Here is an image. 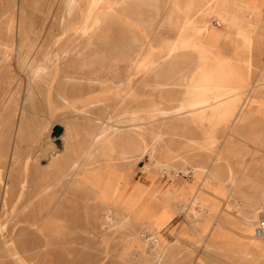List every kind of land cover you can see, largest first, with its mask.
Returning <instances> with one entry per match:
<instances>
[{
    "label": "rangeland",
    "instance_id": "rangeland-1",
    "mask_svg": "<svg viewBox=\"0 0 264 264\" xmlns=\"http://www.w3.org/2000/svg\"><path fill=\"white\" fill-rule=\"evenodd\" d=\"M67 1L0 0V55L2 42L12 46L14 40L10 49L12 61L7 67L0 65V156L6 180L12 176L17 183L16 191L6 198L0 189V236L4 247L0 264H21L15 260V247L29 264H264V252L241 245L244 239L233 227L234 223L241 224L240 217L245 209L240 205L242 198L235 191H247L249 184L237 183L241 187H233L234 183L228 176L224 185L219 186L217 182L208 181V178L203 180V172H198L200 175L196 179L190 170L185 174L183 172L186 166L197 164L198 160L200 165H205V153L211 148L202 145L208 137L206 133L196 134L194 142L185 139L172 143L166 141L163 150L160 148V138L154 139L147 133L143 142L149 144L152 154H146L143 158L126 159L117 148L110 146L94 155L98 159L96 162L84 163L81 155L85 149L64 150L62 144L57 151H51L44 162L39 161L43 147H50L54 143L51 135L67 138L60 124L50 129L51 121L46 117L47 92L50 93L51 113L55 121L81 119L86 112L91 118H101L102 122L98 123L100 129L110 130L115 122L126 120L133 111L145 112L151 107L150 97L158 93L153 92L147 81L155 65L167 57L176 44L181 47L194 37H203L208 31L220 28L226 33L221 45L211 44L209 51H202V59L197 58L200 51L191 43L181 49L180 58L184 59H179L183 64L180 74H192L194 81L197 78L212 85V90H207L208 103L204 109H209L210 104L219 99L229 97L235 100L231 113L220 112L210 121L206 119L196 124L200 130L207 125L215 126L216 144L212 148L217 155L216 162L221 161L226 169H233L241 179L244 173L248 174L249 181L258 177L264 179V128L259 131L263 119L254 113L256 105L262 107L264 113V100L260 98L264 95V24L259 23L254 34V65L250 78H247L242 59L236 56L232 41L228 38V26L209 5L212 0H201L196 6H190L189 0H171L168 12L174 15V21L157 39L147 35L142 42L143 47L132 52L131 63L123 66L128 68L125 73L126 79H129L126 88L112 91L103 103L75 110L70 103H78L86 92L81 89L72 91L74 85L65 80L66 74H74V68L63 65L61 75L53 78L49 71L51 62L43 58L50 43L53 51H59L63 45L74 50L75 46L77 49L73 57L76 53L81 57L82 52L90 51L89 48L82 49L86 43L81 36H76L78 40L70 37L74 30L81 35L84 28L80 21H76L78 5L69 8ZM222 1L228 4L229 0ZM244 1L262 9L264 15V0ZM178 3L188 5V9L180 8ZM88 4L89 0H85L84 11ZM239 6L230 4L234 9ZM223 7L220 6V13H223ZM188 13L193 16L191 24L187 23ZM214 20H220L223 26L216 28ZM87 25L91 26L90 22ZM228 61L233 63L244 81L238 74H232L226 65ZM37 64H44L48 70L42 75L44 78H39L33 85L30 74ZM117 94L127 97L126 100H114ZM238 111L240 117L236 119ZM243 114L246 117L242 118ZM144 126L151 129L154 123L145 121ZM170 129V125L157 128L160 132ZM193 134L191 132L189 136L195 137ZM192 151L196 153L195 162L188 160V154ZM105 158L112 161L115 167H126L124 174H129L131 185L147 184L146 191L132 198L127 195L113 196L110 202L115 201V204L111 207L109 220H106L107 207L100 202L109 197L114 187V172L107 174L103 170L102 176L94 179L96 183L103 184L98 197L97 190L90 187L86 179V174L96 170ZM196 180L197 185L205 184L199 190L204 197L196 207L199 209L191 206L190 193L183 187L185 184L194 185ZM23 181L29 190L21 194ZM43 188L47 189L46 194L33 202V194ZM54 189H60L61 198L53 194ZM164 191L166 196L162 197ZM156 194L163 198L170 210L164 218L161 217L163 212H160L152 219L142 209L146 204L158 203ZM26 211L43 217L38 223L42 224L39 231L43 234L34 237L28 251L21 249L24 246L21 232L30 224L24 218ZM38 220L34 218L31 222ZM194 221L197 226H194ZM154 237L158 240H154ZM247 251L249 258L244 255ZM160 255L163 259L158 262Z\"/></svg>",
    "mask_w": 264,
    "mask_h": 264
},
{
    "label": "bare ground",
    "instance_id": "bare-ground-1",
    "mask_svg": "<svg viewBox=\"0 0 264 264\" xmlns=\"http://www.w3.org/2000/svg\"><path fill=\"white\" fill-rule=\"evenodd\" d=\"M138 1H141V0H89L90 10L85 13V18H86V20H88L90 18V15L92 14L91 9L96 4L112 3V4H116V5H118V4H126L127 5L129 3L138 2ZM170 1L171 0H162L163 3H170ZM67 2H68L69 8L73 7L74 5L85 4V0H68ZM200 3H201V0H189V2H188V4L190 6L191 5L196 6ZM227 3L228 4H226L222 0H212L209 3V5L212 6L213 10L221 17V19L228 26L227 27L228 38L232 41V44H233L234 49L236 51L235 53L237 54L236 56L239 57V59H242V68L245 70L246 77L250 78V75L252 74V67L254 65V56H253V48L255 47V44H254V38H255L254 36L255 35L254 34L256 32V28L259 25V23L262 25L264 24L263 10L259 9V7H256V6L254 7V6L248 5L247 3H245L244 0H229V1H227ZM230 4H232V5L240 4V6L238 9H234V8L230 7ZM220 6H224L223 7L224 8L223 13H220ZM163 9H164V7H163ZM74 10H75V8H74ZM159 11H160V15H161V10H159ZM70 12H71V10H70ZM72 13H73V11H72ZM70 16H73V14ZM192 17L193 16L190 13H188L187 23L189 22L191 24V22L193 21ZM63 18H65V17H63ZM70 18H72V17H70ZM104 19H106V18L104 17ZM66 20H67V18H66ZM157 21L159 22V20H157ZM217 22H219V25L221 26V22L220 21H217ZM214 26L216 28H219L218 26L215 25V23H214ZM151 27H153V26H151ZM155 27H153V28L155 29ZM130 29H132V28H130ZM145 29H146V27H145ZM147 29H148V27H147ZM214 31L216 32L217 38H219L222 35L224 30L219 28L218 30H214ZM214 31H212V32L208 31L206 33V35H204L203 37H194V39L187 42L186 44H184L181 47H177V46L173 47L171 53H169V55H167V57L165 59H163L161 62H159L155 65V67L153 68V70L151 72L150 79H148V81L153 79L156 75H159L161 68L169 67L172 63L174 64L176 62V58L181 57V55H182L181 49H183L187 45L190 46L189 43L193 44L194 48L196 50L200 51L199 56H197V58L202 59V51H209L211 49L210 48L211 45L209 43V38L211 37V35ZM76 36H80V33L78 32V30H74L72 32V34L70 35V37L72 39H75ZM180 36H181V34L178 35V37H180ZM90 43H91V41H90ZM13 45H14V40H12V46L6 45L5 43L2 42V44H1V55H0V65H4L7 67V64H9L10 60L12 61L10 49L13 48ZM52 48H53L52 43H50L47 46V50H46L43 58H47V60L49 62H51V67L49 68L50 69L49 71H51V75L53 78L59 77V75H61L60 73L63 69V65H65L66 67H69V68L70 67L75 68V63H73V65L70 64L71 62L75 61L74 57H73L74 52H75L74 50L77 49V48H75V46H74V50H73V48H71L68 45H65V46L63 45L59 49V51H53ZM124 50H126V49H124ZM203 60H205V59H203ZM23 61H24V59H23ZM197 61H198V59H197ZM192 64H193V62H192ZM226 65L230 69V71H232V74H238L242 78V75L240 73H238V71L233 66V63L231 61L226 62ZM216 69H218V67ZM47 70H48V67L45 66L44 64H37V66L34 67V69L32 70V72L30 74L31 84L34 85L39 80V78L42 77V75L45 73V71H47ZM183 71H185V70H183ZM183 71H182V73H183ZM187 76L189 78V75H187ZM116 77H117V74H116ZM42 78H44V77H42ZM65 80L72 82V84L74 86L77 83H80L76 80L75 76H73V75H67ZM86 81H87V84H89V85H97L99 83V82L97 83V79L92 80L89 77L86 78ZM243 81H244V79H243ZM118 83L123 84L121 80H118ZM173 84H175V83H171L170 81H163V82H159L156 84H150V86L152 87L153 92H156V93L160 92L162 94L163 93L162 91H166V93H167V91L170 92L171 91L170 89H172ZM209 84L210 83H208L207 81L199 80L197 78L195 79V81L193 83L186 84V85H183V81H182V83L179 82L178 86L180 87V89L183 88L182 86L185 87L183 89H185L186 92L190 93L191 100L189 103L184 102V103H181L177 106H174L171 103H169L168 104L169 107H164L163 101H157L156 95L154 94L153 96L150 97L152 105L149 109H147V111H145V112L133 111L132 115L129 118H126V120H118V122H115L110 130L101 129L98 132V134L96 133L97 134V135L95 134L96 137L93 138V140L87 145V148L82 152L81 156L84 159V163L85 162H87V163L96 162L98 159L94 155L98 154L102 148L106 147L107 145H111L114 141H117L119 135H121L124 132L129 135V141H130V146H131V154L129 157L127 156L126 159L136 158V157L143 158V156H145L146 154H149V155L152 154L151 147L149 146V144L143 142V138H144L145 134L150 133L149 135L153 136L154 139L160 138V140L162 142H165L163 133L160 132L159 130H157V128H160V127H163L166 125H170V127L177 128L179 132L185 133L187 131V127L191 126L193 123L198 124L199 122H203L206 119H208L210 121V119H213L220 112H223L225 114L231 113L235 108V100L229 99V97H227L225 99H219V100L215 101V103L210 104V106L208 105L210 107L209 109H204V108H207V103H208L207 102L208 99L206 97V95H207L206 93L208 92L207 90L208 89H209V91H210V89L212 90V85L211 84L209 85ZM34 90H35V88H34ZM47 93L48 94H47V100H46V102H47L46 117L50 118L49 119L51 121V128L50 129H52V127L56 124L61 125V122L54 120V115L51 113L52 103L50 104V93L49 92H47ZM40 94H37V95H40ZM136 95L139 96V94H136ZM93 98L94 97H90L89 99L91 100ZM260 98H262L264 100V95H262ZM95 105H96V103H91V102L88 103V106H90V107L95 106ZM70 106H72L75 110H78V108H79V107L75 106L74 102H71ZM199 110L201 112H199ZM27 111L33 112L31 110L29 111V109H27ZM254 113H255L256 117L263 119V124L259 127V131H262V129L264 128V113H263L262 107L256 105V108L254 109ZM235 117H236V119H239V117H240L239 111H238V113H236ZM244 117H246V114H243L242 118H244ZM169 119H178V122H175V124L173 123V126H172L170 124ZM75 121L85 123V125L88 124L86 126H90V124H92V123L98 125V123L102 122L101 118H99V117L91 118L88 114H86V112H85V114L83 113V117L81 119L78 118ZM145 121L153 122L154 126H152L151 129L145 127L144 126ZM215 130H216L215 126H211V125L205 129L208 137H207V139H205V142H203L202 145L211 147L210 148L211 150L209 149L208 150L209 152L205 153V155H206L205 156L206 158L204 157L205 165H200L197 163L196 165L186 166L183 169V172L185 174L188 172V170H190L193 173V176L195 179H196L197 175L198 176L200 175V174H198V172H203L204 173L203 180L208 178L209 179L208 181L217 182L219 186L220 185L223 186L224 182L226 180L225 178L229 176L230 180L234 183L233 187L238 188L239 184H237V183L241 184L242 181H248L249 180V179H247L248 174L244 173L245 174L244 178L241 179L239 176L236 175V172L233 169H226L224 164L221 161L216 162L217 159H215L216 158L215 156H217V155H216L214 149L212 148L213 144L216 141V138L214 135ZM46 131L47 130H45V132ZM50 135H51V133H50ZM51 137H52L54 143H51L52 145L50 147L45 146V147H43V149L41 148L42 150L39 153V161L40 162H44L46 156L50 157L51 151H57L59 146L62 147L63 141L60 137L57 138V137L52 136V135H51ZM177 137H179V136H177ZM191 141H193V140H191ZM50 142H51V140H50ZM142 144H144V147ZM195 144H197V143H195ZM84 146H86V145H84ZM198 146H200V145L198 144ZM75 162H76V160L72 163H75ZM197 162H199V160ZM2 164H3V160H2V157L0 156V189H2L4 191L3 196L6 198V196L8 194H13L16 191L17 183H16V180L12 176H9L8 180H6V177L3 173ZM15 164H17L16 161H15ZM114 168H115V166H113V164H109L103 169H96V170L88 172L86 174V179L89 182V186L92 188H95V185H97L99 183H96L94 181V179H99L102 176L101 172L103 170L107 171L106 172L107 174H111L113 172ZM243 169L245 171H247L246 168H243ZM27 170H28V167L26 166L25 171H27ZM115 173L116 172L114 171V175H115L114 178H116ZM237 173H238V171H237ZM223 174H225L224 178H223ZM25 183L26 182L23 181V185L21 186V189H20L21 194H24L29 190L28 189L29 186ZM197 183L198 182L196 180V183L194 185L185 184L183 186L186 188L187 192L190 193L189 195L191 196V206L195 207V209H199L196 207L199 204H201L202 200L204 199V197H202V195H200L199 190L201 187L205 186V184H202L200 186V184L197 185ZM77 184H78V182H77ZM100 185H101V187H99L98 189L95 188L97 190V197L99 196L100 192L102 191L103 184H100ZM146 189H147L146 185H139L136 183L134 185H132L130 188L123 187L121 185V189H120L119 184L117 182H115L114 187L112 188L109 197H107V199H105L102 202L99 201L100 204L105 205L107 207V213L108 214L106 213L107 214L106 220L110 219L111 207L113 204H115L114 203L115 201H113L112 204L110 202L113 199V196L115 198H117V197H121L122 195H127L129 198H132L133 196H137L138 194L143 193L144 191H146ZM46 192H47L46 188L39 189V191L37 193L33 194L32 201L36 202V198L37 197H43L46 194ZM235 193L237 194V196L242 198L243 203L240 205L245 208L244 209V215L241 214L242 216L240 217L241 224L239 225L237 223H234V225H233L234 229L235 228L238 229L237 233L244 239V242H241V245H244L245 248H248V247L251 248L252 247L255 250H257L258 252L263 253L264 252V235L260 236V237H255L253 234V226L256 223L254 219L256 218L257 214L260 212V209L263 210V208H264V179L261 177H258L256 179H252V183L250 184V187L246 192H242V191L237 190V191H235ZM53 194L58 196L59 198L62 197V194L60 193V189H54ZM165 196H166V192L164 191L162 193V197H165ZM19 197H20V195H19ZM162 197H158V194H156V198L158 200V203H156V207L153 208L154 217L156 216L157 213L163 212L161 217L164 218V215L170 210V207L164 203L165 201H163ZM50 203H52V202H50ZM229 206L235 207V205H233V204H229ZM142 210L146 212L145 206L143 207ZM181 210H183V207L181 208ZM32 211H30V212L26 211L24 213V218H26V220L30 221V224L26 225L24 227V230L21 232V234H22L21 242L24 245L23 247H21V249H23L24 251H28L29 247L31 248V245H32V243H34V240H35L34 237L36 235L43 234L42 232L39 231V229L42 227V224L41 225L38 224L39 221H41L43 219V217H41V215H39V214H34V212H32ZM37 211L40 212L39 210H37ZM105 211H106V209H105ZM146 214H149V213H146ZM195 214H196V210H195ZM195 214H194V216H195ZM34 218L35 219L39 218V220L35 221V222L34 221L31 222V220H34ZM191 221H193V220H191ZM196 223L194 221V226H197ZM156 224H160V223H156ZM224 227L229 228L226 225H224ZM52 234H54V233H52ZM154 240H158V238L154 237ZM147 242H149V241L147 240ZM6 246H9V245H6ZM3 248L4 247H3V244L1 242V236H0V256H1V251H3ZM14 251L17 255L15 258L16 261H19L21 264H29L26 262V260L24 259V256H22L20 254V251L16 247L13 249V252ZM207 255L209 256V254H207ZM244 255H247V258H249V256H248L249 252L248 251L246 253H244ZM162 259L163 258L160 255L158 262ZM214 259H216V258H214ZM220 261H222V259ZM227 264H228V262H227Z\"/></svg>",
    "mask_w": 264,
    "mask_h": 264
},
{
    "label": "crops",
    "instance_id": "crops-1",
    "mask_svg": "<svg viewBox=\"0 0 264 264\" xmlns=\"http://www.w3.org/2000/svg\"><path fill=\"white\" fill-rule=\"evenodd\" d=\"M162 3V0H141L138 2L129 3L127 5H116L112 3L96 4L91 9L92 14L90 15V21L86 20L85 18V13L90 10V4H88V7L85 11L83 10L84 4L77 6L76 21H80L81 25L84 28L80 36L86 43L82 47V49L85 48V50H87L89 48L90 51L82 52L81 57L77 56L76 53L74 57L75 68L73 76H75L76 80L80 83H77L71 90L73 91L81 89L85 90L86 92L79 98L80 101L78 103H75L76 107H86L88 106L89 102L96 104L104 102L106 100V96L110 95L112 91L118 92L126 88L129 83V79H126L127 76L125 74L126 71H128V68H123V66L131 63L133 59L132 52L140 46L141 48L143 47L142 42L145 41V37L147 35H150L155 39L161 36L163 30L166 27L170 26L172 21H174L175 19L174 15L168 12L170 3ZM179 6L182 9H188V5L179 4ZM159 10H161V15ZM82 11H84V13H82ZM189 12H191V10ZM104 17L106 19H104ZM157 20H159V22ZM89 22L91 26L87 25ZM151 26L156 27L154 29ZM221 26H223L222 22ZM225 34L226 33L223 31L222 35L217 38L216 32L214 31L209 38L210 45H215L217 43H220L221 45L222 39ZM177 39L179 40L178 35ZM76 40L78 39L76 38ZM89 40L91 41V43ZM113 40H118L120 42H111ZM175 46H177V44ZM182 58L184 59V57ZM182 58H176V62L174 64L172 63L169 67H163L164 69L161 68L159 75H156L153 79L147 81L148 85L163 81H170L171 83H175L172 85V89H170V92L167 91L166 93V91H162V94L160 92H157V101H163L164 105H168L169 103H171L172 105L177 106L184 102L189 103L191 100L190 93L186 92L185 89H183L185 87L182 86L183 88L180 89V87L178 86V83H182V81L183 85L194 82V76L192 74H180V69L183 64L179 62V59ZM67 75L72 74L68 73L66 74V76ZM187 75H189V78ZM88 77L92 80L97 79V83H99L97 85L87 84L86 78ZM191 78L193 79V81H191ZM118 80H121L123 84H119ZM90 97L94 98L90 100ZM126 98L127 97H121L120 94H117L114 100H126ZM81 104L83 106H80ZM74 120L75 119H64V122L60 121L61 125L63 126V133L65 137H67L65 139L64 136L62 137L64 150H69L70 148L78 149L79 147L86 149L87 145L93 140L94 137H96L98 132L101 130L97 124L92 123L90 124V126H86L88 124L85 125V123L76 122ZM169 120L172 126L173 123L175 124V122H178V119ZM197 125L196 123H193L191 126H188L185 133L179 132L177 128L173 127H171L169 131H162L164 140L165 142L170 141L171 143L173 141L178 142L181 139L194 141L196 139V134H199L200 132L206 133L205 129L209 127V125H207L203 128L204 130H200V127H198ZM191 132L194 133L193 135H195V137L189 136ZM163 143L164 142L160 144V148L162 150L164 149L165 144ZM110 146L113 148H117L119 154L124 158H126L127 156L129 157L131 154L129 135L125 132L119 135L117 141H114L111 145H107L106 147L108 148ZM195 155L196 153L194 151L190 152L188 154V160L195 162ZM101 163L103 164L99 165L97 169H103L107 165L113 164L112 161H110L108 158L103 159ZM198 164H200V162H198ZM194 165H196V162ZM125 168L126 167L123 165L122 168L115 167L113 169V172H116L115 182H121L120 184L123 187L130 188L132 186V182L129 181V174H124ZM243 183H248V187H250L252 181H242L241 184ZM145 185L147 188V184ZM99 187H101L100 184L95 185V188L98 189ZM154 207H156V203H149L145 205L146 212L149 213L152 218H154Z\"/></svg>",
    "mask_w": 264,
    "mask_h": 264
},
{
    "label": "built area",
    "instance_id": "built-area-1",
    "mask_svg": "<svg viewBox=\"0 0 264 264\" xmlns=\"http://www.w3.org/2000/svg\"><path fill=\"white\" fill-rule=\"evenodd\" d=\"M216 26H220L219 22L214 21ZM253 234L255 237H260L264 235V208L260 211L259 216L254 225Z\"/></svg>",
    "mask_w": 264,
    "mask_h": 264
}]
</instances>
